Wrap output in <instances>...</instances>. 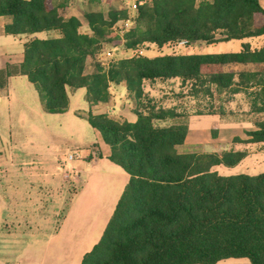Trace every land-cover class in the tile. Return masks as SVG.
<instances>
[{"label": "trees", "instance_id": "obj_1", "mask_svg": "<svg viewBox=\"0 0 264 264\" xmlns=\"http://www.w3.org/2000/svg\"><path fill=\"white\" fill-rule=\"evenodd\" d=\"M143 1L123 36L125 50L144 44L161 49L183 40L213 45L264 35L259 0ZM63 9L52 0H0V17L11 19L7 34L60 36L27 42L23 64L8 67L6 77L25 76L50 114L69 110L68 88L86 89L87 102L99 104L109 101L111 84L121 83L142 106L135 109V123L107 115L87 117L111 149L108 160L123 169L129 183L101 240L81 264H217L231 258L264 264V174L221 176L215 167H235L246 153L185 147L187 125L156 126L177 114L157 108L144 93L145 82L171 79L192 83L193 90L226 92L235 75L224 68L264 64V49L251 52L244 45L233 54L140 56L87 73L89 60L111 41L110 30L129 19L127 9L84 13L83 20L66 16ZM84 23L92 35L80 32ZM253 111L264 113V104L256 103ZM257 126L247 142L264 143V121Z\"/></svg>", "mask_w": 264, "mask_h": 264}, {"label": "crops", "instance_id": "obj_2", "mask_svg": "<svg viewBox=\"0 0 264 264\" xmlns=\"http://www.w3.org/2000/svg\"><path fill=\"white\" fill-rule=\"evenodd\" d=\"M61 1L62 0H52V3L55 6H59ZM64 2L65 9H63L62 12H64L66 16H74L82 20L84 13L101 12L105 7H109L106 6V3L109 2L107 0H64ZM121 2L122 7L125 8L130 0H121ZM259 3L262 9H264V0H259ZM96 6L97 8H95ZM10 24V18L0 17V72H2L0 81L4 84L2 88L0 87V183L3 182V190H0V195H4L3 198H5L4 192H6V184L4 183L10 179L6 168L10 167L17 169H14V177L17 175H25V183H29L26 188L32 192L34 185L31 183L37 181L38 174L31 168L38 166L40 163L35 160H27L25 155L18 153L14 142L15 138L16 143H18L16 137H14L15 132H13V126L15 127L18 123L17 121L20 119L21 114L12 111L13 101H23L19 99L21 96L17 91L18 83L16 80L18 77L25 76L12 74L11 76L6 77L4 72L8 67L18 68L23 64L25 44L30 40H47L60 37L57 32H42L35 35L17 36L7 34L6 28ZM260 24H264V19L260 21ZM233 41L241 42L240 50L237 53L243 51L244 45L248 46L251 52L264 49V35ZM223 43L226 42L210 46H217ZM222 54L233 53L227 52ZM168 55L172 54L169 53ZM224 70L225 72L233 73L235 75L234 85L228 91L221 93L220 100L223 102L225 101L226 104H221L218 111L201 113L199 111L190 112L189 110L188 112L183 107H179L178 109L173 108L171 110H174L177 114L176 118H168L165 121H158L155 124L159 127L181 124L187 125L188 134L184 145L185 147H200L205 153H221L229 151L244 152L246 153V157L236 167L241 171L238 175L257 176L264 174V143L247 142L250 140L248 133L257 131V124L264 121V113L253 111V105L257 103L258 106H261L264 103V64H232L226 66ZM157 81L158 84L147 81L144 86L146 92L145 95L148 94V96H146L150 100L157 98L159 84H164L160 80ZM176 81L178 82L179 79H171L166 82L174 85ZM27 83L28 85L23 84V86H27L26 89L32 92L31 88H35V86L29 81H27ZM109 93L110 99L107 103L90 104L92 110L90 114L94 116L107 115L109 118L120 123L125 121L135 123L137 121L135 107L130 100L131 93L127 90L125 83L118 85L111 84ZM226 95H231L232 98L226 97ZM27 98L28 97L23 101L24 106L30 109ZM156 102L159 104L157 108H160V106H163V108H161L165 110L166 108H169L167 105L165 106L162 101L158 100ZM23 117H25V114ZM213 134H215V136H213ZM237 139L239 142H235ZM103 146L107 147L101 146L99 148L98 145H94L93 147L95 149L99 148L102 150L101 148H103L104 152L96 153L95 155L84 158L85 163L99 166L106 162H111L108 160L111 149L105 144V142ZM107 167L112 168V171L116 176L126 180L127 177H125L121 171H118L111 166ZM218 167L219 166L215 167L213 170L219 173ZM116 168L119 167L116 166ZM56 170L58 171L55 173L57 174L56 176L53 175V173L49 174L46 172L44 174L45 179L48 176L52 178L50 180L52 183L51 189L60 178L65 179L66 177H71L61 166H57ZM19 172H24V174L20 175ZM19 179L23 181L22 178ZM80 194L81 190L78 189L77 193L74 195L73 202L68 206L63 219L59 221V224L54 221V216L52 214L51 216H47L46 220H42L41 222L36 221V217L34 216L30 217L28 223L22 221L20 226L16 228L13 237L15 238V242L20 244L28 243L31 248L30 251H27L24 254L25 259L17 256V258L14 259V264H70V262L81 264L84 255L90 252L101 240L113 214L106 218L103 228L101 227L97 229L99 236L96 242L92 244L94 245L92 249L89 251L81 250V247H84L95 234L96 227L95 225H89L86 227L82 216L77 219L83 220L71 222L72 214L75 213L80 215L79 212H77L79 209H76V203L79 200H76V198L80 196ZM28 207L29 209L26 213H29V215L36 214L37 210H33L30 205ZM23 212L25 213V211ZM84 214L85 213H81V215ZM1 237L4 239V242H7L11 238V235L1 234ZM217 264L251 263L247 258H231L220 261Z\"/></svg>", "mask_w": 264, "mask_h": 264}, {"label": "rangeland", "instance_id": "obj_3", "mask_svg": "<svg viewBox=\"0 0 264 264\" xmlns=\"http://www.w3.org/2000/svg\"><path fill=\"white\" fill-rule=\"evenodd\" d=\"M107 1L110 2V5L107 2L106 6L109 7H105L101 11L105 14L109 11L126 10V7H122L121 0ZM61 4L65 5L64 0L61 1ZM136 11L130 12L127 10L128 18L133 17ZM119 22L117 25H119ZM80 32L82 34L92 35L86 24L80 29ZM123 36L122 34H117L113 27L109 34L111 41L108 43L111 46H121L124 41ZM149 45L146 47V44H144L135 50L143 49L144 54L141 57L150 58L158 55L165 56L169 53L175 55L237 53L240 50L241 42L231 41L217 46L189 44L186 47H178L174 44L172 47L166 46L161 49L157 46ZM100 53L101 50L96 54L97 56L94 60H89L87 73H94L98 66H101L105 70L109 69L121 60L119 52L115 53L113 58L110 59H105ZM99 59L102 62H99ZM16 81L18 83L17 91L21 96L19 99L25 101L26 97H28L27 101L30 109L24 106L23 101H13L12 111L21 114L20 119L17 121V126H13V132H15L14 137L18 140V143H16L14 138L16 145L14 146L17 148L18 153L26 156L27 160H35L40 163L38 166L31 168L38 174L37 181L31 183L34 185L32 192L26 188L29 183H25V175H21L24 172H19L21 176L17 175L16 178L13 176L14 169L16 168H6L10 179L8 178L9 180L4 183L6 184V188L4 187L6 189V192H4L5 198H3L4 195H0V262L1 264H14V259L17 256L25 259L24 254L30 251L31 247L28 243H17L13 237L16 228L20 226L22 221L28 223L30 217L34 216L36 217V221L41 222L52 214L54 221L59 224L68 206L73 202L74 195L78 189L81 190V194L76 198V200L79 199L78 202L76 201V209H79L77 212L80 215L72 214L71 222L83 220L77 219L82 216L86 227L95 225V234L84 247H81V250L89 251L99 236L97 229L103 228L106 218L113 214L128 183L129 176L124 174L125 172L120 170L122 168L119 166V168H116L117 165L114 166L115 164L112 162H106L99 166L85 163L84 158L95 155L96 153H103L104 149L101 148L102 150H100L99 148L101 146L107 147L103 146L104 141L101 134L87 120V116L90 115L92 110L86 99V89L76 90L68 88L70 103L68 112L63 114H50L45 112L38 90L31 88L32 92H30V90L26 89L27 86H23V84L28 85V80L25 77H18ZM162 82L164 84H159L157 98L151 100L156 106H159L156 101H162L165 106L167 105L169 107L166 110L183 107L190 112L199 111L201 113H208L216 112L221 104H226L225 101L220 100L222 94L215 87H206L205 89L197 88L193 90L192 83L189 82L183 83L179 80L174 85L166 81ZM146 83H144V86ZM153 83L158 84V81ZM144 93H146L145 90ZM146 95L148 96V94ZM226 97L232 98L231 95H226ZM130 100L135 109L142 107L141 103L133 94H131ZM161 107L163 108V106ZM24 114L25 117H23ZM94 145H98L99 148L95 149L93 147ZM70 156H73L74 159L70 160ZM57 166H61L71 177H66L65 179L60 178L51 189L52 183L50 180L52 178L48 176L45 179L44 174L47 172L49 174L53 173L56 176L57 174L55 173L58 172L56 170ZM107 166L121 171L127 177L126 180L116 176L112 168H108ZM236 167L219 166V174L222 176L238 175L241 171ZM19 178H22L23 181ZM0 188V190H3V182L0 183ZM29 205L33 210H37L36 214L29 215V213H26ZM81 213L85 214L81 215ZM1 234H10L11 238L9 241L4 242ZM70 264L74 263L70 262Z\"/></svg>", "mask_w": 264, "mask_h": 264}, {"label": "built area", "instance_id": "obj_4", "mask_svg": "<svg viewBox=\"0 0 264 264\" xmlns=\"http://www.w3.org/2000/svg\"><path fill=\"white\" fill-rule=\"evenodd\" d=\"M144 3L143 0H130V2L127 4V10H129L130 12L131 11H136L138 10V8L140 6H142ZM133 18H129V19H126V20H121L119 22V25H115L114 26V29L115 31L117 32V34L119 33L120 35H124L126 32H128L132 26H133ZM189 43L188 41H180L176 44V46L178 47H186L188 46ZM150 46L149 44H146V47ZM172 47V46H171ZM123 49V50H122ZM120 54V59H131V58H134V57H140L144 54V50L143 49H138V50H125L123 48V44L121 46H111L110 44H107L103 49H102V52L100 53V55H102L105 59H110V58H113L114 54L115 53H118ZM171 54V53H170ZM132 55V56H130ZM172 55H175L172 53ZM103 60V59H102ZM101 61V59H99V62ZM102 62V61H101ZM100 64H103V63H100ZM70 160H73V156H70L69 158Z\"/></svg>", "mask_w": 264, "mask_h": 264}]
</instances>
